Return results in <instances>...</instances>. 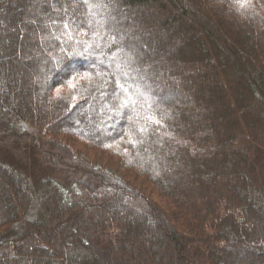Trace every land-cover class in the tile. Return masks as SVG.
<instances>
[{
	"label": "trees",
	"instance_id": "trees-1",
	"mask_svg": "<svg viewBox=\"0 0 264 264\" xmlns=\"http://www.w3.org/2000/svg\"><path fill=\"white\" fill-rule=\"evenodd\" d=\"M262 113L264 0H0V264H264Z\"/></svg>",
	"mask_w": 264,
	"mask_h": 264
},
{
	"label": "rangeland",
	"instance_id": "rangeland-1",
	"mask_svg": "<svg viewBox=\"0 0 264 264\" xmlns=\"http://www.w3.org/2000/svg\"><path fill=\"white\" fill-rule=\"evenodd\" d=\"M244 94V100L248 97L247 92ZM243 95V94H240ZM223 99V98H222ZM256 109H262L261 102L255 101L252 103ZM226 110L224 109V112ZM263 114V113H262ZM262 119L261 122L264 123V114L261 115ZM247 119V118H246ZM248 120V119H247ZM248 123V121H245ZM78 151L81 153L82 157H84L88 162L93 163L96 167L103 168L109 172L115 173L116 176L121 177L123 179H127L132 183L139 191L144 193L148 198L152 199L153 201L161 204V200L159 197V192L154 188L152 183L145 177L144 175L138 173L134 169L125 168L121 164V158L116 155L110 154L99 147L84 143V142H77L74 145ZM72 258H77V256L72 253ZM75 255V256H74ZM126 256L131 257L135 256V254L127 252ZM24 260V259H23ZM97 264H103L104 262L97 261ZM19 264H24L19 263Z\"/></svg>",
	"mask_w": 264,
	"mask_h": 264
}]
</instances>
